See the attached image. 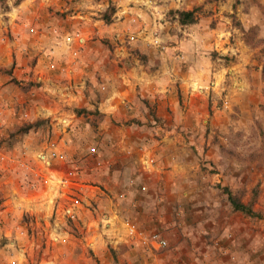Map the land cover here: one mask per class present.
Segmentation results:
<instances>
[{
    "label": "crops",
    "instance_id": "obj_1",
    "mask_svg": "<svg viewBox=\"0 0 264 264\" xmlns=\"http://www.w3.org/2000/svg\"><path fill=\"white\" fill-rule=\"evenodd\" d=\"M153 1L162 2L160 9L190 10L200 0ZM203 7L216 10L213 17L223 9L218 1ZM126 8L119 21L84 17L71 24L45 15L32 0L0 10V150L34 168L24 173L0 160V178L14 181L0 195V264H264V207L254 202L264 198V62L236 35L223 47L228 31L205 29L203 19L155 26L146 5L133 0ZM173 27L180 33H169ZM193 36H202V44ZM150 45L161 49L150 52ZM212 49L237 52V59L214 64L198 55ZM211 91L221 94L220 108ZM60 116L69 120L64 130L54 121ZM39 120L41 126L12 131ZM246 120L258 138V157L230 152L229 159L227 125L242 143ZM31 130L35 137L15 142ZM51 141L65 158L44 168L35 153ZM68 169L102 180L103 190L69 186L86 206L49 243L41 237L52 211L42 180ZM244 186L252 187L248 200ZM228 196L250 213L232 208ZM112 213L118 219L102 233L100 215ZM118 220L132 224V239L122 237ZM152 232L166 240L165 248L140 243L139 235Z\"/></svg>",
    "mask_w": 264,
    "mask_h": 264
},
{
    "label": "rangeland",
    "instance_id": "obj_2",
    "mask_svg": "<svg viewBox=\"0 0 264 264\" xmlns=\"http://www.w3.org/2000/svg\"><path fill=\"white\" fill-rule=\"evenodd\" d=\"M19 1L20 0H0V10H3V9L9 10L12 5H16ZM169 1L170 0H165L164 3H168ZM210 1H218L220 2V5L223 6V9H221V12L218 15H216L217 17L212 16V14L216 12V10L211 11L210 9L203 7L204 4ZM32 2L35 3L36 9L39 11H43L45 15L47 14V16H50V17L54 16L55 19H58V18L65 19V24H71V22L74 20L82 21L84 17H88L93 20L105 21L103 20L102 17L108 16L109 22H112L115 20L117 21L122 20L123 19L122 16L125 15L124 10L127 9L126 5H130V2H133V0H32ZM161 3L162 2L157 3L156 1L154 5L152 6V8L149 7L148 9H144V5L140 3L143 9L147 11L146 13L148 14V16L152 18V24H154L155 26H163L164 24H167L169 26L188 25V24L190 25L194 22L197 23L199 20L202 21L201 19H203L205 23L204 24L202 23V24L205 27V29L206 28L216 29L215 27H217L218 29L221 28L222 31L224 30L228 31L227 36L230 39L229 41L222 44L223 47L228 46V44L230 45L234 43L235 40L237 41V39L235 38L239 37V40L241 39L243 44L246 45L248 49L255 48V51L253 53V58L257 61L262 60L264 62V0H200L197 5L193 6L192 9H190L193 12L194 21L192 23H187V24H179L177 22L176 20L177 15L175 11L177 10L189 11V10H181V9L172 8V7L166 8L167 6L162 7L160 9L158 4H161ZM154 10H157L156 14H154L153 12ZM43 12L40 14L41 16L44 15ZM218 16L220 18H218ZM252 21H254L255 23L252 24ZM60 24H63V22ZM201 25H198L197 28H200ZM249 28H253L254 31L250 32L248 30ZM169 29L170 30L168 32L174 35L180 33V31H177L175 27H173V29L172 28H169ZM186 33H188V31H186ZM193 37H194L193 38L194 42L198 44H202L204 40L202 36H197V37L193 36ZM9 39L10 38H8V40ZM246 41L249 43H246ZM146 48L147 50H150V52H153L152 49H155L157 52H158L157 50L158 48L161 49V47L152 48L151 45ZM219 52H222L221 49H217V50L212 49V51H210V53L208 54L201 53L198 55L210 56V61L213 62L214 64H232L237 59L236 58L237 52L226 50L225 52L218 54ZM178 55L181 56V52ZM3 74H4L3 71L0 69V76H3L5 78ZM228 84H229V80H227V85ZM208 87L209 86H207L206 88ZM199 88H205V87L201 85L199 86ZM211 94L213 95L214 100L215 99L217 100L218 107L220 108L221 99H222L221 94L214 93L213 91H211ZM250 125H251V122L247 120L244 122V130L246 132L248 130V132L245 133L246 137L245 136L243 137L242 143H240L239 137L235 136L234 129H231V126L233 128V125L232 124L227 125L226 132L228 133V135H226L227 137L225 138L226 139L225 147L227 149L226 153H228V158L230 157L234 160L233 155L236 152L235 156L239 158L242 157L244 158V160L251 161L252 159L254 160L257 159L258 154L255 152L259 149L258 138L254 139L255 138L254 135L250 133V128H251ZM12 131L15 132V129L13 128ZM33 132L34 131L31 130L29 134L28 135L25 134V136H23L22 134L21 135L17 134V136H15V142L18 143V145H20L19 139L20 140L24 138L28 139L31 136L32 138L35 137L36 135ZM246 143H249V144L246 145ZM10 144L3 145V147L9 148L10 146L8 145ZM25 147L29 149L34 146L25 145ZM5 149L8 150L7 148ZM9 149H12V148H9ZM14 149L16 150V152H22L21 150H18L19 148H14ZM252 149H254V151L251 152L250 150ZM9 179L10 178H7V176L5 175L0 178L1 180L0 184L2 185V187H0L1 196L2 195L5 196L6 193H8V189L14 184V181L12 180L11 182ZM9 184L11 185L10 187H9ZM251 188L252 187L250 186L242 187L240 192L242 196L244 197V199L248 200V197L249 198L251 197L250 196V193H252ZM260 191L261 190L257 191V195H260ZM256 201H258L260 207H264V198L260 197L258 200L256 199L254 202ZM261 217H262L261 219H263L264 221V213ZM39 248L40 247L37 248V251ZM32 249L34 251L36 250L35 247ZM54 253L57 254V250ZM260 253L264 254V246H262ZM80 255L81 254H77V256H79V258L77 257V259L81 258ZM57 263L61 264L59 263V261H57ZM101 264H105V263H101Z\"/></svg>",
    "mask_w": 264,
    "mask_h": 264
},
{
    "label": "built area",
    "instance_id": "obj_3",
    "mask_svg": "<svg viewBox=\"0 0 264 264\" xmlns=\"http://www.w3.org/2000/svg\"><path fill=\"white\" fill-rule=\"evenodd\" d=\"M142 5L152 8L154 5L153 0H136ZM154 14L157 10L153 11ZM152 14V13H151ZM33 28H29V32H32ZM72 37L68 36L66 42L68 43ZM3 40V38H0ZM80 41V39H76ZM66 43V44H67ZM68 45V44H67ZM70 64H74V61H70ZM39 79V78H38ZM58 128L64 130L69 124V120L66 116H60L54 119ZM95 148L90 146L86 149V154L89 157H94ZM63 160L65 154L62 151H58L55 148V143L53 141L48 143V150L38 151L35 153V159L44 167L49 168L52 159ZM0 160H5L10 166L17 167L24 173L32 172L34 168L29 163V161L20 155L3 153L0 150ZM96 165L100 162L96 161ZM43 183V198L50 203L51 213L48 216L47 226L41 234V237L46 238L49 243L57 242L61 234L64 231V223L69 220H75L78 217L79 210L84 208L86 203L84 200L77 196L76 194L69 191V186H91L103 190L104 182L102 180L93 183L85 180L82 172H77L71 169L66 170L64 173L53 176L47 173L42 180ZM118 219L115 213L110 215L101 214L100 222L102 223V233H108L110 222L112 220ZM118 225L122 237L127 239H132L136 235V231L132 224L126 220H118ZM140 243L149 246L152 249H162L165 248L167 243L166 240L161 237L157 232H152L147 235H139ZM79 258V256H77Z\"/></svg>",
    "mask_w": 264,
    "mask_h": 264
},
{
    "label": "trees",
    "instance_id": "obj_4",
    "mask_svg": "<svg viewBox=\"0 0 264 264\" xmlns=\"http://www.w3.org/2000/svg\"><path fill=\"white\" fill-rule=\"evenodd\" d=\"M176 15H177V22L179 24H187V23H192L194 21V18H193V12L192 10H189V11H175ZM103 20L105 21H108V16H104L102 17ZM250 32H253V28H249L248 29ZM254 34V33H253ZM246 43H249L246 41ZM262 73H264V65L262 66ZM44 121L43 120H39L37 122H34V123H23L21 125L18 126V128L15 130V132H26L31 126H41V124H43ZM229 195V194H228ZM228 199L230 201V203L232 204V208L234 209H240V210H243L247 213H250L249 212V209L247 207H245L244 205L238 203V202H235L236 199L232 200L230 196H228Z\"/></svg>",
    "mask_w": 264,
    "mask_h": 264
}]
</instances>
